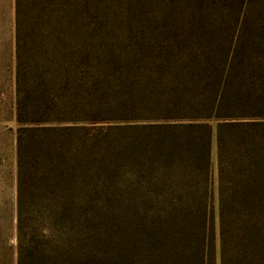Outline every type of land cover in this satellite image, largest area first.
Listing matches in <instances>:
<instances>
[{
	"label": "rangeland",
	"instance_id": "1",
	"mask_svg": "<svg viewBox=\"0 0 264 264\" xmlns=\"http://www.w3.org/2000/svg\"><path fill=\"white\" fill-rule=\"evenodd\" d=\"M60 22L62 58L86 54L83 88L69 86L62 112L84 117L91 138L80 189L74 132L59 153L65 263L206 264L205 203L220 264L219 120L209 115L264 120L253 116L264 117V0H62ZM15 53V1L0 0V264H17ZM198 116L213 128L203 200L186 147L168 145L176 129H155Z\"/></svg>",
	"mask_w": 264,
	"mask_h": 264
},
{
	"label": "trees",
	"instance_id": "2",
	"mask_svg": "<svg viewBox=\"0 0 264 264\" xmlns=\"http://www.w3.org/2000/svg\"><path fill=\"white\" fill-rule=\"evenodd\" d=\"M14 1L17 264H66L61 250L64 179L59 153L64 136L74 132V180L76 177L80 189L81 156L91 138L88 132L85 134L86 119L68 116L62 107L69 86L77 93L83 88L86 54L78 46L71 60L61 56L62 0ZM67 69L70 75L66 76ZM78 111H83L81 105ZM212 117L219 120L216 142L220 264H264V120L242 122L243 118L237 115H209ZM191 118L193 123L157 125L155 129H176V136L168 138V145L186 147L188 176L195 182L194 192L196 181L202 179V199L211 196L208 178L213 128L201 122L206 119L200 116ZM207 210L204 203V226L211 233L205 242L210 252L206 264H212L215 228L213 215H208ZM75 250L77 255L81 252L79 241ZM80 261L77 257L76 264Z\"/></svg>",
	"mask_w": 264,
	"mask_h": 264
}]
</instances>
